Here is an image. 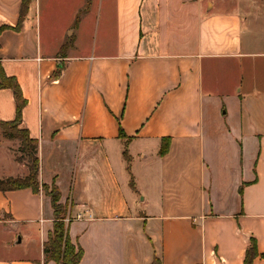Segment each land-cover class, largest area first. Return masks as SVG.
<instances>
[{"label":"crops","instance_id":"obj_1","mask_svg":"<svg viewBox=\"0 0 264 264\" xmlns=\"http://www.w3.org/2000/svg\"><path fill=\"white\" fill-rule=\"evenodd\" d=\"M83 2L31 0L22 19L0 0V67L81 264H245L252 240L264 264V0H98L92 45ZM16 112L0 89V124ZM53 226L42 190L0 191V264H56Z\"/></svg>","mask_w":264,"mask_h":264},{"label":"trees","instance_id":"obj_2","mask_svg":"<svg viewBox=\"0 0 264 264\" xmlns=\"http://www.w3.org/2000/svg\"><path fill=\"white\" fill-rule=\"evenodd\" d=\"M30 2L31 0H22V19L28 10ZM2 30L3 28H0V33ZM2 88H9L14 92L17 112L14 121L1 123L0 125L5 130L6 138L18 139L22 143L23 150L28 153L30 165L29 174L25 178H0V191H15L31 188L34 192H40V190H42L49 196L54 210V226L44 245L46 260L54 261L56 264H81L84 250L80 245H76L72 242L69 235V225L65 222L68 216V205L61 202V192L55 183L48 185L40 182L38 142L30 137L28 130L21 128L23 109L27 101L24 98L22 89L17 80L13 77H8L3 68L0 67V89ZM120 136L124 137L122 129L120 131ZM170 143L171 140L169 138L163 139L160 150L161 156L168 153ZM258 256L259 253L256 242L252 240V244L246 252L245 264H253L255 258ZM151 264H161V261L159 258L155 257Z\"/></svg>","mask_w":264,"mask_h":264},{"label":"rangeland","instance_id":"obj_3","mask_svg":"<svg viewBox=\"0 0 264 264\" xmlns=\"http://www.w3.org/2000/svg\"><path fill=\"white\" fill-rule=\"evenodd\" d=\"M100 7L101 5L98 0H93L92 3L91 0H86V2L78 4V10L79 12H81V20L88 15V13L86 12L88 10L90 11V15L86 19V23L88 25L87 31H90V28H93L95 30L94 34L93 30L91 29V36L87 37V40L89 39V44L91 45L93 43L96 44L98 31L99 35H101V20L99 22L100 14L98 15V13L100 12ZM105 7L106 5H103L102 12H104ZM112 7L113 5L110 4L108 9H111ZM91 15L94 16V20H90ZM111 28L115 27L112 26ZM110 40H113V38L111 37ZM29 165L30 161L28 158V153L23 150L22 143L18 139L6 138L5 130L0 125V175L8 176L16 173V171H18L17 175H21L22 172L20 167L23 168L24 166H27L29 168Z\"/></svg>","mask_w":264,"mask_h":264},{"label":"built area","instance_id":"obj_4","mask_svg":"<svg viewBox=\"0 0 264 264\" xmlns=\"http://www.w3.org/2000/svg\"><path fill=\"white\" fill-rule=\"evenodd\" d=\"M65 222L68 224V223H70V219H69V217H67L66 219H65Z\"/></svg>","mask_w":264,"mask_h":264}]
</instances>
